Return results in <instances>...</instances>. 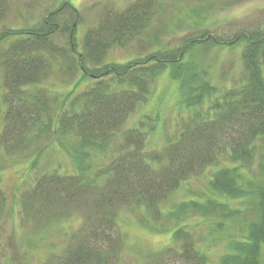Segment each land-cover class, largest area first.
<instances>
[{
  "label": "trees",
  "instance_id": "16d2710c",
  "mask_svg": "<svg viewBox=\"0 0 264 264\" xmlns=\"http://www.w3.org/2000/svg\"><path fill=\"white\" fill-rule=\"evenodd\" d=\"M156 1L135 0L122 10L104 11L81 36V12L68 0L28 27L0 30V149L22 157L32 142L42 140L45 147L27 171L48 145H58L71 165L64 173L59 163L56 169L48 165L20 192L24 223L37 225L25 229L35 235L78 213L80 230L57 257L66 264H100L96 257L118 256L123 239L117 215L131 207L152 218L150 230L168 236L169 243L152 258L155 264H167L166 255L180 264H206L209 244L202 249L196 230L179 224L193 211L215 225H209L215 237L210 241L225 238L219 264H263L264 27L220 36L199 27L209 19L204 5L188 7L191 26L199 28L178 43L165 44L160 32L151 33L145 40L153 46L150 51L125 61L107 59L112 47L126 46L135 37L142 41L139 35L156 16ZM7 6L0 0V21ZM212 46L241 49V70L227 87L211 81L209 58L214 57L204 56ZM166 69L179 81L187 116L161 147L147 148L150 131L124 124ZM54 74L63 88L47 83ZM214 164L205 190L188 188L187 198L171 209L160 206ZM6 203L0 189V215Z\"/></svg>",
  "mask_w": 264,
  "mask_h": 264
},
{
  "label": "rangeland",
  "instance_id": "374dc122",
  "mask_svg": "<svg viewBox=\"0 0 264 264\" xmlns=\"http://www.w3.org/2000/svg\"><path fill=\"white\" fill-rule=\"evenodd\" d=\"M66 0H7L6 14L0 21V30L19 27H28L44 16L47 9L56 7L60 2ZM81 12L82 22L77 26V35L100 18L104 11H119L127 7L135 0H68ZM156 16L152 19L148 28L126 46H114L108 51L107 59L125 61L137 53H145L153 49V46L145 40L149 34L160 32L161 41L169 45L179 42L181 37L199 27H209L215 34L227 36L238 30H250L258 26L264 27V0H157ZM204 5L209 11L199 27H193L192 19L186 15L185 9L194 7L199 9ZM186 15V16H185ZM205 15V13L203 14ZM175 23V25H173ZM140 44L142 47H140ZM207 56L210 59L212 68L211 81L216 86L227 87L232 78L236 77L241 70V49H231L225 46L220 48L212 46L208 48ZM215 55V56H214ZM1 74V73H0ZM48 84L55 87H64L59 76L55 74L47 80ZM1 93V81H0ZM1 97V96H0ZM186 109L180 103L179 81L164 70L157 77L151 93L146 100L139 102L135 109L126 119L125 126H143L144 131H150L147 136V148H159L165 142L167 135H173L177 129V123L181 125L182 117H186ZM45 141L32 142V147L25 154L5 155L0 149V189L5 196L6 213L0 215V264H66L58 254H63V248L73 243L70 235L80 230L83 216L76 213L75 217L62 222H54L40 233L32 235L25 228H36L32 222L24 223L18 207L19 194L25 187L31 186L35 174L45 168L56 169L59 165V172L64 173L71 168L69 156L60 150L58 145L45 148L33 170L27 171V166L36 157L39 148L45 147ZM16 156V157H15ZM25 157V158H24ZM106 158V157H104ZM18 164H15V163ZM224 163L223 161L220 162ZM217 165H210L196 177L190 178L177 191L160 203L162 208L170 209L183 199H186L188 188L196 192L205 190L207 179L216 170ZM189 192V191H188ZM195 199V196H192ZM177 206V205H176ZM129 207H122L117 215L118 230L122 235V244L118 256L114 259L105 260L103 257H96L100 264H155L153 256L156 251L163 249L169 243L167 234H159L160 230H150L152 218L146 211ZM185 223V224H184ZM182 226L193 227L196 232V240L199 246L209 244L207 249L206 264H219V256L224 253L225 238L210 241L208 233L209 225L199 213L193 212L189 217L179 221ZM165 233V232H161ZM31 238V240H28ZM35 238V240L33 239ZM27 239V240H26ZM84 239H75L82 242ZM27 243L37 244L34 247H26ZM202 244V245H201ZM104 249V248H103ZM155 251V252H154ZM153 252L151 255L147 253ZM264 257V250H263ZM62 260V261H61ZM167 264H180L177 257L165 256ZM164 263V260L163 262ZM82 264H88L83 262ZM264 264V261H263Z\"/></svg>",
  "mask_w": 264,
  "mask_h": 264
}]
</instances>
